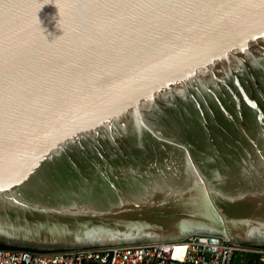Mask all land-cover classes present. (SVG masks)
<instances>
[{"label": "water", "instance_id": "obj_1", "mask_svg": "<svg viewBox=\"0 0 264 264\" xmlns=\"http://www.w3.org/2000/svg\"><path fill=\"white\" fill-rule=\"evenodd\" d=\"M193 232L264 247V3L0 0V244Z\"/></svg>", "mask_w": 264, "mask_h": 264}, {"label": "built area", "instance_id": "obj_2", "mask_svg": "<svg viewBox=\"0 0 264 264\" xmlns=\"http://www.w3.org/2000/svg\"><path fill=\"white\" fill-rule=\"evenodd\" d=\"M232 250L255 255V262L264 264V247L195 232L179 239L42 251L0 246V264H230Z\"/></svg>", "mask_w": 264, "mask_h": 264}, {"label": "rangeland", "instance_id": "obj_3", "mask_svg": "<svg viewBox=\"0 0 264 264\" xmlns=\"http://www.w3.org/2000/svg\"><path fill=\"white\" fill-rule=\"evenodd\" d=\"M250 246H254V245H248V247ZM227 263H230V264H258L255 262V255H252V254H249L243 251H237V250L230 251L227 257Z\"/></svg>", "mask_w": 264, "mask_h": 264}, {"label": "snow or ice", "instance_id": "obj_4", "mask_svg": "<svg viewBox=\"0 0 264 264\" xmlns=\"http://www.w3.org/2000/svg\"><path fill=\"white\" fill-rule=\"evenodd\" d=\"M103 3L105 4H109V3H112V4H119V3H122L123 0H102ZM158 2L160 3H165V4H168V5H171L175 2H179L181 4H196L197 6H202L203 4L206 3V0H158ZM224 0H221V3H223ZM242 2L244 3H247V4H251L253 3V0H242ZM261 3H264V0H260Z\"/></svg>", "mask_w": 264, "mask_h": 264}, {"label": "trees", "instance_id": "obj_5", "mask_svg": "<svg viewBox=\"0 0 264 264\" xmlns=\"http://www.w3.org/2000/svg\"><path fill=\"white\" fill-rule=\"evenodd\" d=\"M0 246L2 247H21V246H12V245H5V244H0ZM23 248H27V247H23Z\"/></svg>", "mask_w": 264, "mask_h": 264}]
</instances>
